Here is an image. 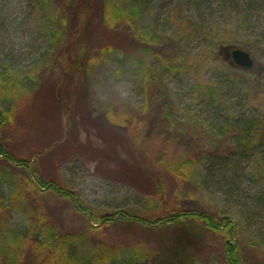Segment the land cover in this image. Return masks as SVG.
<instances>
[{
	"label": "rangeland",
	"instance_id": "1",
	"mask_svg": "<svg viewBox=\"0 0 264 264\" xmlns=\"http://www.w3.org/2000/svg\"><path fill=\"white\" fill-rule=\"evenodd\" d=\"M104 1L87 53L75 57L80 64L75 71L66 59L70 44L53 47L47 12L35 13L29 0H0V109L4 98L11 97L14 117L3 131L11 151L20 159L30 158L40 177L63 179L94 211L156 213L191 208L229 226L231 237L211 231L198 236L184 251V264H225L228 238L242 245L244 264L264 262V201L257 205L264 200V165L245 159L226 170L220 163L211 174L208 163L190 167L185 161L200 148L225 151L232 146V133L220 143L223 112L248 114L256 109L264 115V10L246 11L242 0L211 15L207 6L191 0ZM213 2V8L220 9L217 0ZM108 4L139 7L134 26L168 43L172 52L178 40L183 53L193 52L195 69L166 79L172 108H146L149 88L144 75L147 68L153 73L152 59L133 46L128 26L115 32L103 29L101 10L105 7L104 12L110 13ZM74 46L72 56L78 54ZM242 46L250 48L254 71L232 73L223 49ZM255 68L263 78L259 85ZM8 80L22 88L2 87ZM26 84H32L33 91H27ZM167 108L172 114L165 118ZM169 123L184 128L179 133ZM158 178L162 193L156 195ZM0 179L9 199L15 190L22 199L12 206L8 203L11 209L0 206V227H7L8 219L25 226L29 212L22 208L44 202L56 211L48 212L59 230L75 231L86 225L64 198L49 191L34 198L24 168L1 156ZM228 216L229 223L224 220ZM131 231L136 236L128 232L127 238L121 231L115 243L132 247L142 239L145 245L152 243L151 229Z\"/></svg>",
	"mask_w": 264,
	"mask_h": 264
},
{
	"label": "trees",
	"instance_id": "2",
	"mask_svg": "<svg viewBox=\"0 0 264 264\" xmlns=\"http://www.w3.org/2000/svg\"><path fill=\"white\" fill-rule=\"evenodd\" d=\"M102 1L99 3V0H29V7L32 11L39 15L46 12L49 14L45 18L50 21L53 47L70 44V47L65 50L69 54L66 59L68 62L71 61L69 66L73 67L72 69L75 71L80 67V64L76 63L75 57L79 54L85 56L89 49L88 41L96 30V18L100 14L99 6L105 5V1ZM191 1L196 6L197 3L207 6L205 9L211 15L230 6L236 7L241 0H217V4L221 6L217 10L213 8V0ZM242 1L246 11H255L258 14L264 10V0ZM109 6L110 13L109 11L108 14L104 12L105 7L104 10L103 8L101 10L103 29L115 32L128 26L129 39L133 46L147 52L152 59L150 64L155 71L152 69L153 73H151L147 68L145 75L143 73L146 87L149 88L146 108L151 105L153 109L157 105L161 107L169 105L172 96L167 89L166 79L194 70L196 59L193 57V52L183 53L180 40L177 41L178 43L172 44V52L168 43L162 44L154 34L145 33L139 26L138 28L134 26L133 17L139 12V7L133 5V7L123 8L118 4ZM52 8L55 10H51ZM133 27L135 29L132 32ZM74 43L78 46V54L72 56L75 48ZM112 48L114 47H110V49ZM240 48L251 53L247 46ZM255 64L254 61V66L250 69L231 65L232 73L252 72ZM255 75L258 85L261 84L260 81L263 78L258 74L256 68ZM244 79L246 78L244 77ZM238 81L241 83L240 80ZM245 82L249 84L247 79ZM31 85L26 84L27 91L33 89ZM5 86L11 90L15 86L22 88L12 80H8L2 87L5 88ZM255 91L259 93V87H255ZM4 99L5 105L0 109V156L4 157L8 164L24 168L27 189L30 190L34 198L48 191L53 196L64 198L75 212L84 217L86 225L75 231L59 230L53 215L48 212H56L51 203L44 202L42 206H32L29 209L24 206L23 213L29 212V222L25 226H16L12 220L8 219L7 224L5 223L7 227H0V264H184L183 253L187 246L204 232L211 231L231 237L229 226L211 214L191 208L184 210L166 208L156 213L133 209L118 210L112 213L94 211L84 203L79 192L71 189L63 179L59 180L52 176L42 178L38 175L33 163L30 162V158L27 160L15 156L7 143V136L3 132L12 123L14 117L13 100L11 97ZM53 99L50 98V100ZM170 107L172 108V106ZM167 109L168 112L162 114L165 115V118L172 114L171 109ZM221 115L224 116L218 124L222 125L220 143L227 141V135L232 133V136L229 137L231 139L229 144L232 146L225 148V151H218L217 148L207 151L206 148H200L185 160L188 166L191 167L195 163H208V171L215 174L216 172L214 173L212 169L214 166H219L220 163L225 165L226 170L228 165L230 167L238 165L245 159L264 165V115L256 109L248 114L242 111H227ZM169 125L177 128L179 133L184 128V125L181 124L169 123ZM110 137L115 136L110 133ZM189 138L193 140L194 136ZM99 158L103 157L99 156ZM3 182L5 181L0 179V206L6 205L11 209L8 203L12 206L14 203L22 201L19 199L20 191H13L11 199H9L10 195H6L2 189ZM146 183L143 185L145 186ZM154 187L156 195L159 192L162 193V182L159 178L156 179ZM261 199L260 204L258 201V207L264 201L263 198ZM224 220L229 223V216ZM1 224L3 225V223ZM132 229L137 230L138 233L149 232L151 229L152 243L145 245L141 238L142 240H139L136 247L118 246L115 239L121 235L119 232L122 231V234H126L127 238L128 232L129 236H136V233H132ZM110 233L111 235H109ZM241 246L240 243L228 238L224 247L225 264H244ZM255 264H264V262Z\"/></svg>",
	"mask_w": 264,
	"mask_h": 264
},
{
	"label": "water",
	"instance_id": "3",
	"mask_svg": "<svg viewBox=\"0 0 264 264\" xmlns=\"http://www.w3.org/2000/svg\"><path fill=\"white\" fill-rule=\"evenodd\" d=\"M223 51L225 59H229L236 67L250 69L254 66V60L249 52L241 48H224Z\"/></svg>",
	"mask_w": 264,
	"mask_h": 264
},
{
	"label": "flooded vegetation",
	"instance_id": "4",
	"mask_svg": "<svg viewBox=\"0 0 264 264\" xmlns=\"http://www.w3.org/2000/svg\"><path fill=\"white\" fill-rule=\"evenodd\" d=\"M229 60V59H228ZM229 62H230V60H229Z\"/></svg>",
	"mask_w": 264,
	"mask_h": 264
}]
</instances>
